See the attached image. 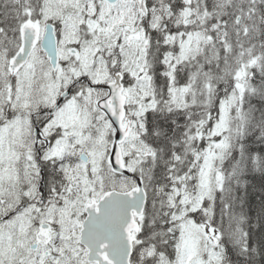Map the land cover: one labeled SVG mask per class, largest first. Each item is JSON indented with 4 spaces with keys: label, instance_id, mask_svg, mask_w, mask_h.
Returning a JSON list of instances; mask_svg holds the SVG:
<instances>
[{
    "label": "snow or ice",
    "instance_id": "snow-or-ice-1",
    "mask_svg": "<svg viewBox=\"0 0 264 264\" xmlns=\"http://www.w3.org/2000/svg\"><path fill=\"white\" fill-rule=\"evenodd\" d=\"M0 264H264V0H0Z\"/></svg>",
    "mask_w": 264,
    "mask_h": 264
}]
</instances>
